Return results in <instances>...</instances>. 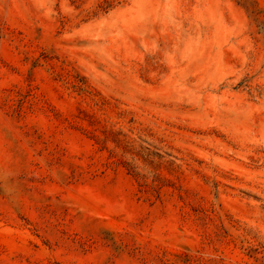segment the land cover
<instances>
[{
  "label": "rangeland",
  "instance_id": "1",
  "mask_svg": "<svg viewBox=\"0 0 264 264\" xmlns=\"http://www.w3.org/2000/svg\"><path fill=\"white\" fill-rule=\"evenodd\" d=\"M0 264H264V0H0Z\"/></svg>",
  "mask_w": 264,
  "mask_h": 264
}]
</instances>
